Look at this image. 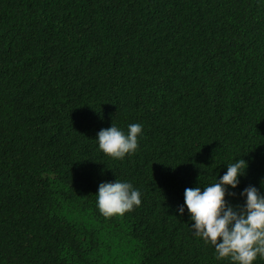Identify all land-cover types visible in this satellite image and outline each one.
<instances>
[{
    "label": "trees",
    "instance_id": "1",
    "mask_svg": "<svg viewBox=\"0 0 264 264\" xmlns=\"http://www.w3.org/2000/svg\"><path fill=\"white\" fill-rule=\"evenodd\" d=\"M240 158L233 206L264 195V0H0V264H231L178 209ZM116 179L142 203L105 218Z\"/></svg>",
    "mask_w": 264,
    "mask_h": 264
},
{
    "label": "clouds",
    "instance_id": "2",
    "mask_svg": "<svg viewBox=\"0 0 264 264\" xmlns=\"http://www.w3.org/2000/svg\"><path fill=\"white\" fill-rule=\"evenodd\" d=\"M142 134L140 123L130 124L127 132L112 124L98 132L99 150L123 160L137 151ZM247 167L243 158L237 159L227 165L217 182L203 189L186 188L184 205L178 209L182 215L186 206L195 235L214 247L217 259L230 260L231 264H253L258 257L264 258V195L250 185L240 193L246 197L243 206H233L226 199L235 195L228 188L238 187ZM96 195V206L105 218L122 217L142 203L141 192L119 179L101 183Z\"/></svg>",
    "mask_w": 264,
    "mask_h": 264
}]
</instances>
